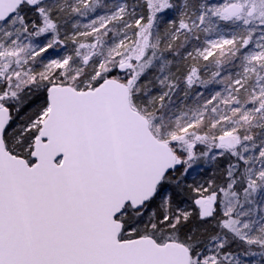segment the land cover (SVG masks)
Segmentation results:
<instances>
[{
    "label": "snow or ice",
    "instance_id": "6c2138e0",
    "mask_svg": "<svg viewBox=\"0 0 264 264\" xmlns=\"http://www.w3.org/2000/svg\"><path fill=\"white\" fill-rule=\"evenodd\" d=\"M0 264H264V0H0Z\"/></svg>",
    "mask_w": 264,
    "mask_h": 264
}]
</instances>
